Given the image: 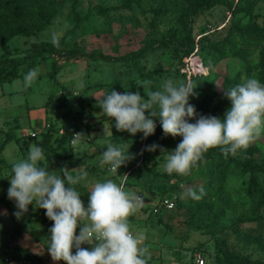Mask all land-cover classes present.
I'll return each mask as SVG.
<instances>
[{"label":"rangeland","instance_id":"374dc122","mask_svg":"<svg viewBox=\"0 0 264 264\" xmlns=\"http://www.w3.org/2000/svg\"><path fill=\"white\" fill-rule=\"evenodd\" d=\"M196 1L79 0L73 12L52 19L35 35L15 37L0 45V55H22L32 44L60 43L66 50L81 48L96 56L64 62L43 53L34 67L39 69V76L30 86L22 85L26 68L21 77L0 85V144L6 133H11L14 121L20 127L26 124L21 129L23 134L30 130L27 119L38 129L55 128L58 137L67 132L64 146L70 147L67 159L74 166L66 168L88 172V178L75 186L85 206L92 183L108 179L119 182V176L127 174V190L146 192L142 208L129 217V222L134 232L145 237L150 252L148 264H195L196 256L204 264H225L234 256L264 263L262 174H242L232 169L221 180L216 172L209 173L215 158L205 154L189 175H182V181L167 183L155 180H165L169 175L165 170L169 153L163 152L156 154L151 163L146 162L151 172L137 180L136 167L146 160L144 155L154 152L143 151L148 137L118 131L115 121L106 117L97 104L110 90L139 92L146 99L148 91L156 90L167 79H191L197 85V95L189 102L196 109L202 106L212 112L207 116L223 118L230 103L224 89L256 77L259 70L264 47V2H256L249 13L245 9L253 0H219L191 20L189 7ZM96 7L106 8L108 13L97 16ZM189 29L195 40L190 47L184 39ZM207 29L214 31L209 34ZM166 36H175L176 41L160 44ZM52 61L59 67L55 74ZM144 80L152 81L147 89L140 87ZM77 133L86 138L67 144ZM109 143L128 148L135 157L121 166L117 175L109 165L101 164ZM230 156L239 162L250 159L264 165V135L246 150ZM55 172L62 176L60 169ZM9 187L8 178L3 179L0 198L8 196ZM201 187L206 193L202 199L185 195L188 189ZM160 188L170 189L178 205L171 212L153 216L148 206L155 204ZM7 202L9 206L0 207V247L25 250L43 264H63L49 254L53 222L45 210L29 205L28 212L17 217L15 201Z\"/></svg>","mask_w":264,"mask_h":264},{"label":"clouds","instance_id":"9594fccd","mask_svg":"<svg viewBox=\"0 0 264 264\" xmlns=\"http://www.w3.org/2000/svg\"><path fill=\"white\" fill-rule=\"evenodd\" d=\"M38 76V68L30 69L22 85L30 86ZM151 84L152 81L144 80L140 87L147 89ZM196 87L191 79H167L156 90L145 93L146 99L139 92L110 90L97 104L106 117L115 121L118 131L133 136L139 132L147 138L154 134L158 119L166 136L182 137L175 150L168 152L165 170L169 174L189 175L210 149L220 148L225 156L234 155L264 135V83L256 77L224 89L230 108L223 118L197 113L189 102L197 95ZM85 138L77 133L74 142ZM157 148L159 145L152 144L143 151ZM134 158L128 148L109 143L101 164L109 165L117 175V170ZM46 160L44 149L31 144L27 157L12 165L7 195L16 203L17 217L27 213L29 205L45 210L53 222L48 248L52 259L64 264H148L150 252L144 244L145 237L134 232L129 222L144 199L126 189L128 175L119 176V182L108 179L92 183L85 206L75 186L88 178V172L64 167L60 169L62 176L57 175L49 170ZM185 195L200 200L206 193L201 187L188 189ZM85 244L90 247H82Z\"/></svg>","mask_w":264,"mask_h":264},{"label":"trees","instance_id":"16d2710c","mask_svg":"<svg viewBox=\"0 0 264 264\" xmlns=\"http://www.w3.org/2000/svg\"><path fill=\"white\" fill-rule=\"evenodd\" d=\"M260 1L264 2V0H253L251 6L248 9H245V11L250 13L252 6L256 2ZM218 2L219 0H197L189 7V15L191 20H193L203 12L210 10ZM78 3L79 0H0V45L8 43L12 38L15 37L28 38L35 35L39 29L50 24L52 19L65 13L73 12ZM107 13L108 10L106 8L96 7L94 10V14L101 17L105 16ZM213 31L214 30L210 32L207 29L206 32L210 34ZM191 35V29L187 30L184 35V39L187 41L189 47L194 44L195 41ZM169 37L166 36L162 38L159 43L164 45L176 41L175 36ZM43 53L56 56L57 60H63L64 62L90 57L92 59H96L95 54L87 53L86 51H84V49L78 48L73 50H66L60 45V43L32 44L29 50L22 55H11L8 53H3L0 55V85L12 82L13 80L21 77L24 71L33 69L39 62L37 61V59H39L40 55ZM50 64L52 65V72H54V74L57 73L59 67H56L55 61H52ZM24 68H26V70ZM256 77L258 78V80H260L261 83H264V47L260 53L259 70L256 73ZM228 107L230 108V103L228 104ZM196 110L199 112V114L204 116H207V113L212 114V112L206 111L202 106L198 107ZM194 122L190 121V123ZM155 123V132L154 134L148 136L146 144H156L159 145V148H157L153 153L148 152L146 155H144V159L146 160H144L141 165L137 166L136 170L134 171L135 179L137 180L144 173L151 172V169L147 166L148 164H146V162L151 163L155 159V156H157L156 154L159 153L160 155L161 153H163L162 150L164 151V153L175 150L177 145L182 140V137L173 138L171 136H166L163 133L158 119L155 121ZM14 129H16V127ZM0 132L2 133V130H0ZM67 137V132L65 135L58 137V135L56 134V129L49 128V126L46 130H42L41 134L37 137L32 136L35 143L39 144V146L44 149L45 156L47 157L46 164L50 171H57L58 169L64 167L74 166L73 163H70L68 161L69 159H67L69 153H71L70 147L66 148L64 146ZM11 140H15L16 142L19 141L15 139L11 133L7 132L5 134L3 142L0 144V152L4 145ZM60 151L66 152V155L60 153ZM206 154L208 157L215 158L214 167L209 171V173L211 174L212 172H216V175L221 178V180L227 178V174L232 169L242 174L260 173L262 174L264 179V165H260L253 160L247 159L239 162L235 158H232L230 154L227 156L222 154L220 148L210 149ZM54 156L56 157V159L52 160ZM155 180L166 181L167 183L172 180L175 182H180L182 181V175L172 173L167 175V178L165 180L160 178ZM2 184L3 182H0V188L2 187ZM143 186L146 185H141V187ZM169 190L170 189L168 188H160L159 194L155 197V201L164 198H174L169 193ZM172 191L175 192V189H172ZM8 200V196L0 198V207L9 206L7 202ZM174 202L175 207L173 209L165 210L160 208L156 214H161L162 212L168 213L173 211L178 205V200L174 198ZM143 209L147 210V208ZM148 209L150 210V215H156L152 212L151 206H148ZM7 249L8 248L5 246L0 247V264H2V259ZM13 252L18 257L31 258L37 264H43L39 258L30 255L25 250L16 248L13 250ZM225 264L264 263L259 261H250L234 256L228 258L225 261Z\"/></svg>","mask_w":264,"mask_h":264},{"label":"crops","instance_id":"0c3cea01","mask_svg":"<svg viewBox=\"0 0 264 264\" xmlns=\"http://www.w3.org/2000/svg\"><path fill=\"white\" fill-rule=\"evenodd\" d=\"M29 111H30V108L28 107L27 113H29ZM44 114H45L44 119H46V116H47L46 110ZM11 119L12 118H10L9 120L11 121ZM27 122H28V126L30 130L26 134L25 133L23 134L21 130V129H24L23 127H25L26 124H24L23 126L21 125L22 127H20L18 122L14 121L15 124L14 126H12L13 128L10 127L11 134L14 136L15 139L19 141L18 142H16L15 140L8 141L0 152V182H3V179H6V178H8V181H9L10 179L9 177L12 174L11 168H12L13 163L22 158L27 157L28 147L31 144L35 143L33 138H28L31 136V134H33L32 132H34L35 130L36 131L35 135L37 136L40 135L42 132V129H38L40 127H37V125L33 121H31L30 119H27ZM20 124H22V121L20 122ZM15 127L16 129H14Z\"/></svg>","mask_w":264,"mask_h":264},{"label":"built area","instance_id":"2783aa9c","mask_svg":"<svg viewBox=\"0 0 264 264\" xmlns=\"http://www.w3.org/2000/svg\"><path fill=\"white\" fill-rule=\"evenodd\" d=\"M213 29H208V31H212ZM31 136H34V134H31ZM70 144L73 145L74 141H70ZM139 195H141L145 202V193L144 192H136ZM175 207L174 198H164L159 199L155 201V204L152 205V212L156 214L160 208L165 210H171ZM87 247H90L86 244ZM2 264H37L34 262L31 258L27 257H18L14 254L13 249L8 248L6 250L5 255L2 259ZM195 264H204V260L200 256L195 257Z\"/></svg>","mask_w":264,"mask_h":264}]
</instances>
